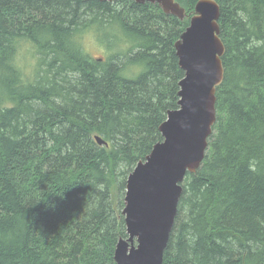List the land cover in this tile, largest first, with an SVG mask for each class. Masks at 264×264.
Returning a JSON list of instances; mask_svg holds the SVG:
<instances>
[{
	"label": "trees",
	"instance_id": "16d2710c",
	"mask_svg": "<svg viewBox=\"0 0 264 264\" xmlns=\"http://www.w3.org/2000/svg\"><path fill=\"white\" fill-rule=\"evenodd\" d=\"M176 1L184 21L133 0H0V264H116L127 179L179 108L175 44L199 0ZM215 1L225 79L163 264H264V0ZM108 20L136 41L135 80L70 40Z\"/></svg>",
	"mask_w": 264,
	"mask_h": 264
},
{
	"label": "water",
	"instance_id": "95a60500",
	"mask_svg": "<svg viewBox=\"0 0 264 264\" xmlns=\"http://www.w3.org/2000/svg\"><path fill=\"white\" fill-rule=\"evenodd\" d=\"M133 1L157 5L180 21L187 17L176 0ZM220 17L221 8L215 0H199L189 26L175 44L184 72L179 83V108L168 112L159 128L163 141L127 179L122 214L128 238L120 239L116 246V264H163L182 184L188 174H196L201 167L216 123V91L225 79ZM95 140L100 146L107 145L99 136Z\"/></svg>",
	"mask_w": 264,
	"mask_h": 264
},
{
	"label": "clouds",
	"instance_id": "9594fccd",
	"mask_svg": "<svg viewBox=\"0 0 264 264\" xmlns=\"http://www.w3.org/2000/svg\"><path fill=\"white\" fill-rule=\"evenodd\" d=\"M70 40L84 53L95 47L104 50L109 56L119 55L120 75L126 79L135 80L147 71L142 61L131 59L136 51V41L112 20H108L102 25L83 27L73 33ZM17 66L22 71L33 72L36 62L29 61L27 65L18 63Z\"/></svg>",
	"mask_w": 264,
	"mask_h": 264
},
{
	"label": "rangeland",
	"instance_id": "374dc122",
	"mask_svg": "<svg viewBox=\"0 0 264 264\" xmlns=\"http://www.w3.org/2000/svg\"><path fill=\"white\" fill-rule=\"evenodd\" d=\"M88 53L95 59H100L101 61H105L109 59L111 56L107 55L106 52L102 49H98L95 47H92L89 49ZM116 192V191H115ZM115 192H113V198L116 200ZM126 194V190L124 192V195ZM125 199V197H124ZM123 210H121L122 213Z\"/></svg>",
	"mask_w": 264,
	"mask_h": 264
}]
</instances>
